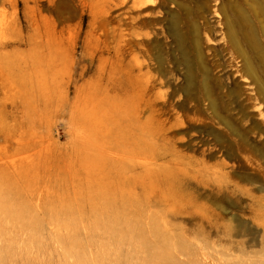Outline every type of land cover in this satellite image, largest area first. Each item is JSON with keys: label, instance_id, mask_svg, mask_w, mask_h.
<instances>
[{"label": "rangeland", "instance_id": "374dc122", "mask_svg": "<svg viewBox=\"0 0 264 264\" xmlns=\"http://www.w3.org/2000/svg\"><path fill=\"white\" fill-rule=\"evenodd\" d=\"M135 1L0 0V181L31 189L34 205L88 187L132 199L188 245L180 264H264V119L227 110L221 75L241 64L227 43L236 32L264 82V0ZM174 33L207 70L223 120L172 96L184 72ZM158 58L166 84L149 111L118 68ZM61 233L22 239L15 264H75Z\"/></svg>", "mask_w": 264, "mask_h": 264}, {"label": "bare ground", "instance_id": "6f19581e", "mask_svg": "<svg viewBox=\"0 0 264 264\" xmlns=\"http://www.w3.org/2000/svg\"><path fill=\"white\" fill-rule=\"evenodd\" d=\"M136 1L153 3V0ZM34 21L33 15L32 24ZM174 38L184 72L181 84L172 89V96H182L189 103H208L213 116L223 120L207 84V70L196 65L182 48L185 40L182 35L174 33ZM34 43L32 38L25 42L28 47ZM133 43L130 40L128 44ZM227 43L241 58V64L233 74H221L227 83V110L239 120H255V126H258V122L264 119V113L256 108L264 103V82L257 76L252 58L242 47L239 34L230 32ZM156 62L157 66L151 60L138 63L129 71L122 65L118 68L120 78L127 77L139 93L144 109L149 111H154L158 98L163 96L162 92L155 90L166 84L161 59ZM25 195L30 200L35 198L34 192L23 185L0 181V264L18 263L15 257L22 239L30 237L31 242L40 245L38 235L46 225H55L62 230L56 240L63 247V258H72L75 264H180L176 254L190 252L183 240L175 239L163 229L159 215L146 216L136 201L118 200L106 190L88 187L80 197H61L57 203L48 200L42 205H34ZM257 199L259 202L262 197ZM81 227L84 232L87 231L83 239L79 236ZM125 247L129 250L128 254L124 253ZM93 248H98V251L94 252ZM21 259L24 261L20 264H36L27 258Z\"/></svg>", "mask_w": 264, "mask_h": 264}]
</instances>
